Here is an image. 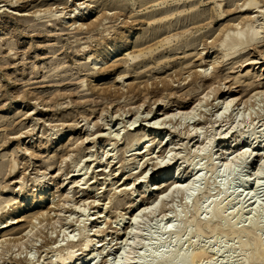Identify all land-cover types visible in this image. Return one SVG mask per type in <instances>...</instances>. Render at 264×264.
Here are the masks:
<instances>
[{"label":"rangeland","instance_id":"374dc122","mask_svg":"<svg viewBox=\"0 0 264 264\" xmlns=\"http://www.w3.org/2000/svg\"><path fill=\"white\" fill-rule=\"evenodd\" d=\"M11 1L12 0H10V3ZM244 1L246 2L247 0H221L222 8L220 10H223L225 13L219 17L217 14L222 13L219 10L220 7L217 8L220 4L219 0H13L12 4L8 3L9 0H0V223L2 224L5 223V221L10 222L12 220L7 218L9 212H13V209L19 207L28 193L33 192L34 197L36 196L35 193L41 186L40 179L46 182L48 181L50 191L54 192L55 201L61 197H66L69 193V197L66 198V202H64L69 203L67 204L68 207L64 204L58 208L61 211H59V213H62L60 215L61 218L63 215L64 217L66 215V218L63 217L64 221L58 222V216L55 215L57 210L53 212L54 209L50 205L53 201V195L50 197V192H48L43 200L39 201L37 197L32 198L23 207L21 206L18 212L12 213L13 218H20L21 221L7 228H2L0 224L2 228H0V240H2V243L0 242V247L3 249L0 248V252H2L0 254V259L2 260H0V264H49L52 260H57L58 257L62 259L66 258L71 251L75 253L76 257H82V255L85 254V248L82 246L81 242H87L89 238L95 239L93 242L96 243V245L94 246L95 252H93V254L95 256L99 254L97 256L98 258L96 257L92 264H119L120 262L117 258V261H115L114 254H108V250L115 252L117 255L116 257L119 258L120 253L118 252L122 250L121 244L123 245L122 241H124L127 235L125 230H129L132 224L130 221L132 219L131 215L134 216L137 210L143 206H145L143 207V209H145L150 202L154 201L156 197L159 196V193H163V191L166 190L165 188H168L175 182L174 179L169 177L167 181L161 184L162 186L158 190L149 189L144 196L141 194V190L151 183V177L153 176L156 162L159 163L161 160V162H163L162 164H164V162H167L168 158L171 157V147H175L173 151L174 153L176 152L175 154L172 152L174 155H172L173 159L170 164L171 173L173 174V172L179 169V172L181 171V174H183L185 178L190 179L194 174L200 172L201 174L198 173V175L200 177L202 176V179L199 180L201 185L198 181L196 186H199L201 190L196 194L197 197L195 196L194 199H192L193 197L190 198V201L185 192L184 195L183 192H177V194H174L173 197L168 198L164 202L165 204L161 209L159 207L152 215H147V219L145 218L138 228V231H140L139 239H142L139 240L141 244L139 243L133 249L131 256L137 258L136 256H138L141 250L144 252L147 249L149 252L151 250L150 247L155 245L158 238L164 239L167 244H173L175 232L172 231L169 233L167 232L168 234L165 233V235H160L162 227L164 229L166 225H169L172 221V224H174L173 226L177 228V226H182L183 220L191 219L194 223L189 225L187 230L181 233V238L183 237L181 246L184 248L183 250L187 252H191L195 249L198 250V248L201 249V247H203L202 250L204 249L205 255L203 254V256L195 260L189 259L186 264L242 263L241 257L237 253L240 244L239 239L242 240L245 237L244 240H242L245 241V239L247 240V236L244 234L239 237V239H234L232 231L228 228V224L230 221L235 222L234 220H237L238 222H235L237 228L239 227V229L246 233L250 230V220L252 217L257 216L259 218V231L257 230V232H260L259 234L261 236L264 235V174L258 177L257 172H255L260 162V156L262 153L264 154V142L259 145L257 149L258 156L255 154L251 157V161L246 169L245 178L247 182L244 186L236 184L234 186L236 189L233 188L232 190L222 192L221 184L223 181H226L225 179L229 176L224 172V169L221 168L223 166H220L223 162L222 158L228 155V153H223L225 149L223 147L222 138L228 133L229 128L233 127L227 135L228 143L233 146V152L228 156H235L244 149L243 146L249 147L248 144L254 143L256 140L253 139V136H251L249 132H252L250 128L257 131L264 129V100H261L260 96H258V99L256 97V100L254 99L252 102L251 107L247 106V108L245 106V108L240 105L241 108L239 106L238 111L237 109L236 111L234 110L232 115L222 118L218 122L217 119L219 118L216 116L219 114L217 112L222 110L220 107L224 96L222 93H218L217 95L212 93V97L209 96V99L207 98L209 101L204 100L202 102V112H198L199 117L200 114H202L200 117L201 119H198L196 116L194 120L192 119V122L191 119H188L185 120V123L182 125H179L176 120L167 122L164 126H162L163 124H155V122L159 114L169 109L168 107L171 105L173 108H182L181 106L184 105L183 109H188L191 105L193 106V102L197 103L199 98L201 96L203 97V95L200 94L208 93L211 84H214L212 87H218L220 82H223L222 87H225V90L227 88H233L238 96L244 98L251 92H255L254 90L258 89L256 90L257 92L264 88V29H262V41L260 40L250 47L243 48V51L231 54V56L226 57L224 60L219 57H222L224 50L217 47L219 40L216 36L220 38L227 27L226 25L233 27L235 24L232 23H237V21L240 22L243 18L245 23L247 19L253 18L252 16L255 18V15L260 19L257 23L259 24V22H262L264 25V21H261L264 19V0H259V5L260 7L262 6L263 9L259 7L251 11H245V7L242 8L245 3ZM175 2L177 3V7ZM181 2L183 3L182 5ZM118 4H121V6L118 7ZM240 5H242V7ZM216 10H218L219 13ZM21 12H23L25 16H22L23 13L20 14ZM81 12L89 15L88 17L86 16L87 18L84 20H79L78 24L81 21L85 22L87 20L86 23L90 22V26H92L93 23L92 28L89 27L90 29H87L85 27L87 24H85V29L81 28V31L74 29L77 23H73L75 20L73 17H71L72 19H65L68 21V24H72L69 25L70 27L66 29L61 27L60 23L63 21V17L66 15H68L66 17H69L70 14H81ZM254 12L256 14H254ZM249 14H251L250 17H248ZM163 18L165 22L161 20ZM192 18L197 19V21L194 23L189 22ZM166 20L172 22L167 23ZM95 22L97 25H94ZM228 22H230V25ZM241 23L244 24L240 22L239 27L242 26ZM224 24L226 25L224 26ZM235 26L233 28L237 27ZM219 29L222 30L221 33L218 32L220 31ZM85 31H87V33ZM128 34L130 35L131 41L116 50V54L110 57L111 61L105 64L107 69L104 68L105 70L103 69L97 72V69L91 68L92 65L91 62L88 61V57L93 50L101 47L103 51L100 53L104 54L103 52L108 50L105 49V47L123 44V42H125V35ZM213 37L217 38L218 41L216 38L215 40L218 43L215 42ZM102 41L106 42L105 46H99ZM129 52H131L130 55H128ZM139 53H142L139 57L141 61L135 64L136 59H134L133 56ZM214 56L221 59L219 61H222V64L219 63L220 65H216L219 66L217 70L210 67L213 66L211 63L214 62L212 61ZM255 58L257 59L254 60ZM115 62L118 63L117 66L112 65ZM250 66H252L251 69L253 71L245 75L247 68ZM200 68H202L201 73L206 70V73H203L204 76L199 72ZM212 70H215L216 73ZM123 73H125L124 77H119L120 80L118 76H121ZM212 77L215 79H212ZM115 79H117V81ZM118 79L123 81L120 82ZM106 88L107 90L105 91ZM114 88L115 91H113ZM108 90L110 93H108ZM101 91H103V93ZM143 98L150 102V106H153V112H147V109L149 110L148 102L139 107L141 101H144ZM217 98L218 100L220 99L219 102L221 101L220 105H216V101L218 100L215 101L214 99ZM158 99H161L164 103L169 101L167 103L168 105L165 107L164 105H166V103H153ZM180 102H184V104L180 105ZM205 102H208L210 105ZM136 105L139 107L137 119L140 120L130 125L133 121H131V119L134 118L133 114L135 109L133 110V108L136 107ZM129 107L131 109L130 111L128 110ZM32 109L33 111L35 110L34 113ZM118 109H120L121 112L119 111L120 113L116 115L120 117H113L114 113H116L114 111ZM240 109L244 112L242 110L240 111ZM169 110L167 111L170 112L171 110ZM236 112H242V114L237 117L238 119L236 118L238 114H236ZM234 113L236 115H234ZM243 116H245V120L241 119ZM214 118H217L216 121ZM224 119L225 121H222ZM233 122L234 124H232ZM93 123L94 125H92ZM215 124H217V127H215ZM200 126L202 128H200ZM86 127L92 130L89 131L90 129L88 130ZM176 127L177 130L175 131L174 128ZM193 127L194 129L192 130ZM178 128L181 129L179 130ZM196 128H199V130L197 129L198 131H196ZM188 129L193 133L196 131L194 135H203L201 138L198 136L194 139H182L185 137L183 133L189 131ZM165 131L167 134H170V137L167 140H161L162 136L166 134ZM204 131L206 134H204ZM242 131L248 134L247 139L234 147L238 135ZM86 132H94L92 133L93 137L92 135L90 136L93 138V141H85L82 143L83 136L87 134ZM221 132L223 134H221ZM154 133H157L158 136L146 143L147 147H139L140 149L138 150L141 154L138 153L134 155L133 151L130 149L136 147L137 143L135 142H138L136 141L138 140V136L140 137L144 134L153 135ZM179 133L183 135H179ZM61 134H64V138L58 141V143L60 142L59 149H55L56 142L54 138H57L58 135ZM95 134H98V136L96 135L94 137ZM99 134H101L100 137ZM128 134H134V136H136L135 140L127 141L126 137ZM205 135H208L209 139L212 135L217 137L214 139L215 142L213 146L211 145V147H209L210 143H208V146L206 143L205 146L208 148L206 149L205 146L203 147L207 151L211 148L212 153L218 155V173H221V176H219L220 178L218 177L217 180H215V175L210 171L211 162L208 158L203 156L195 157L197 153L196 150L200 147L201 142H208V138H206ZM110 136L112 138H110ZM198 139H200L199 142L197 141ZM79 141H81V144ZM114 141H116V143ZM105 143H107V145ZM73 146L75 147L73 148ZM106 146H109V150ZM111 147H113L114 150ZM88 149L90 150L88 151ZM141 149L144 150L141 151ZM193 150L196 151V153ZM26 151L33 152V155L29 156ZM102 151H104V153ZM169 151L170 153H167ZM67 153H73V155L71 154L72 157H70L69 154L68 159L66 157ZM91 153L97 154V156L95 154L94 156L99 158L101 162H95L96 158L93 155L91 156ZM84 154L87 156L89 155V159L85 156L86 158L83 160ZM98 155H101L103 162ZM158 155L161 156L159 157ZM166 155H168L167 158L164 157ZM64 157H66L67 160ZM164 158L167 159V161ZM200 158H203L201 161L202 164L204 163L202 168L191 170L187 167L188 163L200 160ZM15 159L16 161H13ZM93 161L94 163H92ZM238 161H241V163ZM238 161H236V164L234 163L237 168L233 166L231 175H236V173L242 170L244 165L242 163L243 160ZM61 162L63 163L61 164ZM77 162L82 163H80L82 167L79 165L81 169L76 166L77 164L75 163ZM88 163H90V166ZM12 164H16L17 168L15 167L16 169L11 172L9 171V167L10 165L12 166ZM61 165L62 167H60ZM237 165L242 168H239ZM103 166L106 167V169ZM85 167L87 170H85ZM102 167L105 171H102ZM219 168L223 169V172ZM74 169L79 173L77 174ZM85 172H87L86 175H84ZM50 174H52V176ZM130 174L131 176H129ZM83 175L84 178H82ZM136 175L137 177L146 176L143 177V179L141 178L142 181L139 180L140 182L134 183L133 181L137 178ZM41 176L43 178H41ZM50 176L51 178H49ZM127 176L128 178H126ZM75 179L79 184H75ZM89 179H91L90 182ZM63 180L66 183L62 182ZM85 180H88V183H84L83 181ZM129 183H131V185ZM21 184L23 185V189L18 191V188H20L19 185ZM92 184L95 186L90 187ZM127 184L130 186L129 188ZM125 185L128 189H126ZM123 187H125V190H123ZM113 188H116L115 191ZM159 190H161V192H159ZM63 191L67 193L64 195ZM70 191H72V194ZM232 192L236 195H233ZM58 194L60 196H58ZM70 195H72V197ZM81 197L85 199L88 198L91 203L86 200V202H88L84 204L83 201L85 200ZM69 198L72 201L69 200ZM93 198L94 200L96 199L97 202H95L96 200L93 201ZM111 199L113 200L111 201ZM214 201H219L221 205L219 216L214 217V220L219 226L215 231L205 230L200 235H197L195 232V224L204 222L207 219L208 207L210 203ZM92 202L94 203L92 204ZM31 203L33 206H30ZM80 203L82 205H80ZM77 204L82 207L79 206V209H76L78 206ZM89 204H92V206ZM49 205L50 209L52 208V211H50V213L52 212V216L50 214V216H46L47 218H44V216V219L42 217H39L40 219L34 218V221H40L41 224L39 225H46V227H43V230H45L43 232L45 233L43 234L44 238H42L43 235L40 236L38 241L36 240L37 242L35 241L34 244H32L33 246L30 245V243L21 246H9L8 240L11 238L10 235H13L12 237L16 235L22 236L25 231H28L32 227V224H35L32 218L35 216L37 217L39 215L38 213L43 209L46 211L47 208V211H49ZM83 205H87V209L86 206L83 208ZM71 206L75 207L72 208ZM197 206H202V210H200L198 214H194V210ZM139 210L141 211L142 208ZM98 211L100 215L97 214ZM82 212H85L86 215ZM69 214H71V217L68 216ZM87 215H90L89 217H92V219L98 217V220L94 223L99 222L98 224L101 225L103 229V232L100 233L98 238L92 236L94 228L93 223L90 222L93 220L88 221ZM68 217L69 220H67ZM48 218H51V220ZM30 219H32V221ZM41 219H43V221ZM46 220L49 221L46 222ZM54 221L59 223H55V232L53 231L54 223H52ZM31 222L32 224H30ZM49 222L53 225L51 223L49 224ZM84 223H88V226L82 231V229H84ZM49 225H52V228ZM246 227L249 230L245 232V229H247ZM155 229L160 231H156ZM46 230L51 231L54 236L51 238V233ZM46 232L50 234L47 236ZM157 233H159L158 236ZM1 234H3L4 237L6 234L8 237L4 238ZM6 238L9 239L6 240ZM193 239H195V241L198 239L196 245L193 243ZM144 240L147 241L148 244ZM44 241L46 242L44 243ZM50 242L52 244H50ZM74 242L78 246L76 244L75 247L72 246L71 244ZM68 243H70L69 245L71 247L68 246ZM142 243H144L143 245H149V247L144 246L145 249L142 248ZM4 244L7 247H4ZM60 244H62V247ZM112 245H114V248ZM8 246L11 248L9 249ZM140 248L142 249L140 250ZM147 251L146 253L148 254ZM73 252L72 254H74ZM55 261L53 262L55 263ZM75 264H77V261ZM258 264H264V258H262Z\"/></svg>","mask_w":264,"mask_h":264},{"label":"bare ground","instance_id":"6f19581e","mask_svg":"<svg viewBox=\"0 0 264 264\" xmlns=\"http://www.w3.org/2000/svg\"><path fill=\"white\" fill-rule=\"evenodd\" d=\"M141 1V0H140ZM150 1V0H149ZM179 1V0H178ZM181 1V0H180ZM184 1V0H183ZM202 1H204V0H202ZM221 0H219V2H220ZM261 1V0H260ZM260 1L259 0H247L244 4H243V7H242V5H240L242 8H244V10L246 11V10H253V9H255V8H259L260 7ZM12 2H13V0L11 1V3H10V0H9V2L8 3H10V4H12ZM177 2V1H176ZM175 2V3H176ZM191 2V1H190ZM164 3V2H163ZM175 3H173V4H175ZM185 3V2H184ZM188 3H189V1H188ZM192 3V2H191ZM195 3V2H194ZM14 4H16V3H14ZM13 4V5H14ZM165 4V3H164ZM183 3L181 2V5H182ZM8 5V4H7ZM85 5V4H84ZM181 5H180V7H181ZM190 5V4H189ZM222 3L220 2V4L217 6V8H219V10L222 8ZM12 6V5H11ZM15 6V5H14ZM87 6V5H86ZM85 6V7H86ZM121 6V4H118V7H120ZM191 6V5H190ZM193 6V5H192ZM78 7V6H77ZM80 7V6H79ZM84 7V6H83ZM88 7V6H87ZM175 7V6H174ZM176 7H177V3H176ZM175 7V8H176ZM184 7V6H183ZM239 7V6H238ZM2 8V7H1ZM73 8H75V7H73ZM262 8V6L260 7V9ZM65 9V8H64ZM263 9V8H262ZM72 10V9H71ZM70 10V11H71ZM80 10V9H79ZM85 10V9H84ZM91 10H92V8H91ZM243 10V9H242ZM62 11V10H61ZM76 11V10H75ZM77 11H78V9H77ZM82 11V10H81ZM86 11V10H85ZM88 11V10H87ZM217 12H218V10H216ZM256 11V10H255ZM259 11V10H258ZM263 11V10H262ZM34 12H36V11H34ZM39 12V11H38ZM37 12V13H38ZM63 12V11H62ZM220 12H222V13H220V14H217V15H219V17L220 16H222V15H224V11L222 10H220ZM23 12H21L20 14H22ZM36 13V14H37ZM70 13V12H69ZM71 13H73V12H71ZM79 13H80V11H79ZM173 13V12H172ZM191 13V12H190ZM193 13V12H192ZM219 13V12H218ZM252 13V12H251ZM15 14V13H14ZM27 14V13H26ZM33 14V13H32ZM39 14V13H38ZM62 14V13H61ZM61 14H59V15H61ZM65 14V13H64ZM254 14H256L255 12H254ZM260 14V13H259ZM25 16V14L23 13L22 14V16ZM30 15V14H29ZM40 15V14H39ZM38 15V16H39ZM56 15V14H55ZM72 14H70V16L69 17H66V16H68V15H66L65 17H63L64 19H63V21L60 23V25H61V27H63V28H68V27H70L69 25H72V24H68V21H66L65 19L67 18V19H72L71 17H73L74 19V21H73V23H77V25L75 26V28L74 29H78V30H80L81 28L83 29H85V27L88 29L89 27H93V23H92V26H90V22L88 23H86V21L83 23L82 21L78 24V21L79 20H84L85 18H87L88 17V15L89 14H87V13H85V14H83V12H81V14H73L72 16H71ZM168 15H169V13H168ZM250 15L251 14H249V16L248 17H250ZM252 15H253V13H252ZM262 15H263V13H262ZM35 16V15H34ZM87 16V17H86ZM167 16V15H166ZM257 15H255V18H254V16H252L253 18H250V19H247L246 21H245V23H244V18H243V20L242 21H240V22H243L244 24H242V26H240L239 27V21H237V23L235 22V23H232V24H237L235 27L236 28H233V27H230V26H228V25H226V24H224V26L226 25L227 27H226V29L225 28H223V29H225V31L223 32V34L220 36V38L218 37V36H216L217 38H218V40H219V43L218 42H216V40H217V38H216V40H215V38L213 37V39L215 40V42L216 43H218L217 45V47H220L221 49H223L224 51H223V55H222V57L221 56H219L220 58H222L223 60L226 58V57H228V56H231V54H235L236 52L238 53V51H243V48H247L248 46L250 47V46H252V44H255L256 42H259L261 39H262V29H264L263 28V24H262V22L260 23L259 22V24L257 23L258 21H260V19H259V17H256ZM164 17V16H163ZM247 17V16H246ZM90 18V17H89ZM167 18V17H166ZM217 18V17H216ZM242 18V17H241ZM240 18V19H241ZM263 18V17H262ZM261 18V19H262ZM60 19V18H59ZM218 19H220V18H218ZM163 22H165V19L163 18V19H161ZM95 21V20H94ZM167 21V20H166ZM197 21V19H195V18H192L191 20H189V22H192V23H194V22H196ZM261 21H264V19H262ZM172 21H167V23H171ZM210 22H211V20H210ZM85 24H87L85 27H84V25ZM228 24L230 25V22H228ZM94 25H97L96 24V22H95V24ZM73 27H74V25H73ZM223 27V26H222ZM95 28V27H94ZM233 28V29H232ZM73 29V28H72ZM90 29V28H89ZM220 31H218V32H220L221 33V29H219ZM81 31V30H80ZM88 31V30H87ZM87 31H85L86 33H87ZM84 32V33H85ZM218 32H217V35H218ZM263 33H264V31H263ZM130 39V35L128 34V35H125V42H123V44H121V45H111V47L109 46V47H105V49H108L107 51H105V52H103L104 54H102V53H100L101 51H103V48H96L95 50H93L90 54H89V57H88V61H90L91 62V65H92V67L91 68H93V69H97V72H100V71H102L104 68H106L107 66H105V64H107L108 63V61H111L110 60V57H112L113 55H115L116 54V50H118L119 48H121V47H123L126 43H128V42H130L131 41V39ZM217 40V41H218ZM264 40V39H263ZM213 41V40H212ZM262 41V40H261ZM214 42V43H215ZM106 42H104V41H102V43L99 45V46H105L106 44H105ZM108 45V44H107ZM216 45V44H215ZM212 46H214V45H212ZM87 47V46H86ZM215 47V46H214ZM83 48H84V46H83ZM252 48V47H251ZM242 49V50H241ZM130 53L131 52H129V54L128 55H130ZM204 53V52H203ZM142 55V53H139V54H136L135 56H133V58L134 59H136V62H135V64H137V63H139L141 60H139V57ZM264 55V54H263ZM216 56V55H215ZM214 56V57H215ZM130 57V56H129ZM213 57V60L212 61H214V62H212L211 63V65H213V66H210L212 69H215V70H217V67H219V66H216V65H220L219 63H221L222 61H219V60H221V59H218V57H215L214 58ZM258 57V56H257ZM228 59V58H227ZM226 59V60H227ZM257 58H255L254 60H256ZM253 60V61H254ZM87 61V62H88ZM252 62V61H251ZM116 63V64H115ZM115 63H113L112 65L113 66H117V62H115ZM249 63V62H248ZM100 64V65H99ZM134 64V65H135ZM222 64V63H221ZM243 64V63H242ZM253 65H256V64H253ZM240 66H242V65H240ZM209 68V67H208ZM252 68V66H250V67H248L247 68V72L245 73V75L246 74H249V73H251L253 70L251 69ZM107 69V68H106ZM201 69L202 68H200V73H201ZM105 70V69H104ZM199 70V69H198ZM197 70V71H198ZM204 70H205V68H204ZM210 70V69H209ZM215 70H212V71H215ZM211 71V72H212ZM199 73V74H200ZM203 73H206V70L205 71H203L201 74H203ZM215 73H216V71H215ZM214 73V74H215ZM124 74L125 73H123L122 75L121 74H119V75H121V76H118V74H117V76H118V78L120 77V78H122V77H124ZM127 74V73H126ZM213 74V73H212ZM213 74V75H214ZM216 75V74H215ZM127 76V75H126ZM125 76V77H126ZM202 76V75H201ZM203 76H204V74H203ZM117 78V77H116ZM119 78V79H120ZM214 77H212V79H213ZM118 79V81H120ZM123 79H125V78H123ZM215 79V78H214ZM116 81H117V79H115ZM123 81V80H122ZM122 81H120V82H122ZM213 81V80H212ZM211 81V82H212ZM218 81V80H217ZM124 83V82H123ZM215 83V82H214ZM216 83H219V82H216ZM222 84H223V82L221 83L220 82V85H221V87H220V85H218V87H212V85H214V84H211L210 86H211V88L209 87V90H208V93H205V94H200V95H203V97L201 98H199V101L197 102V103H195V102H193L192 104H193V106L191 105V107L189 108L188 107V109H183L184 107V102H180V105H183V106H181L182 108H173L172 107V105L170 106V107H168L169 109H167V110H169L170 112H168L167 110L166 111H162L160 114H159V116L157 117V119H156V122H155V124L156 123H158V124H163L162 126H164V124L165 123H167V122H171L172 120H176V121H178V124L179 125H182L183 123H185L184 121L185 120H188V119H191V122H192V119L194 120V118H196V116L198 117V119L201 117V115L202 114H200V117L198 116V114L200 113V112H202L201 110V108L203 107V105H202V102L205 100V101H209V100H207V98L209 99V96H211V94L212 93H214V94H218V93H222V95L224 96V98H223V96H222V98H223V101L221 102V107L220 108H222V110L220 111V112H217V113H219L216 117L217 118H219V119H217V121L219 122V120H221L222 118H226V117H228L229 115H232L233 114V111L235 110L236 111V109H237V111H238V107L241 105V106H243V107H251L252 105V102L254 101V99L256 100V97H257V99H258V96H260V99L262 100H264V88H262V89H260L259 91H257L256 92V90H258V89H256V90H254L255 92H251V93H253V94H249V95H247V97H241V96H238L236 93H235V91L233 90V88H227L226 90L224 89L225 87H222ZM94 86H95V84H93ZM123 85H125V84H123ZM225 85V84H224ZM94 86H92V87H94ZM227 86V85H226ZM95 87H97V86H95ZM94 87V88H95ZM228 87H230V86H228ZM101 89V88H100ZM133 89V88H132ZM99 90V89H98ZM101 90H104V89H101ZM107 90V88L105 89V91ZM140 90V89H139ZM113 91H115V88L113 89ZM118 91H119V88H118ZM137 91V90H136ZM207 91V90H206ZM206 91H203V92H206ZM209 91H211V92H209ZM102 93H103V91H101ZM101 92H99V93H101ZM138 92V91H137ZM140 92H141V90H140ZM108 93H110L109 92V90H108ZM108 95V94H107ZM106 95V96H107ZM136 95V94H135ZM134 95V96H135ZM199 95V96H200ZM16 96V95H15ZM14 96V97H15ZM13 97V98H14ZM212 97V96H211ZM214 97V96H213ZM263 97V98H262ZM144 98H147V97H144ZM143 98V102L141 101V103L139 104L140 106L139 107H141V106H143L144 104H146L148 101H147V99H144ZM216 98V97H215ZM23 99V98H22ZM197 99V98H196ZM213 99V98H212ZM149 100V99H148ZM159 100V101H158ZM156 102H153V103H163V104H165L166 103V105H164L165 107L168 105L167 103L169 102V101H167V102H163V101H161V99H158ZM162 100H163V98H162ZM215 101L216 100H218V98L217 99H214ZM220 100V99H219ZM219 100L218 101H216L217 103H216V105H220V102H219ZM150 101V100H149ZM194 101V100H193ZM197 101V100H196ZM211 102V101H210ZM161 103V104H162ZM205 103H207L208 104V102H205ZM148 104H149V110L147 109V112L148 113H151V112H153V106H150V102H148ZM206 104V105H207ZM211 104H212V102H211ZM205 105V106H206ZM208 105H210V104H208ZM223 105V106H222ZM36 106V105H35ZM146 106V105H145ZM148 106V105H147ZM241 106H240V108H241ZM34 107V106H33ZM68 107V106H67ZM131 107V106H130ZM130 107H129V111L131 110L130 109ZM138 105H136V107H134L133 108V110L135 109V112H134V118L133 119H131L132 118V116H131V124L130 125H133V124H135L137 121H139L138 119H137V116H138V113H139V110H138ZM155 107V106H154ZM242 107V108H243ZM245 107V108H246ZM247 107V108H248ZM132 108V107H131ZM34 109V108H33ZM33 109H32V112L34 113V111H33ZM244 109V108H243ZM45 110V109H44ZM46 110H47V108H46ZM132 110V111H133ZM156 110V109H155ZM242 109H240V111H241ZM28 111V110H27ZM120 109H118V110H116V111H114V112H116V113H114V116L113 117H116L120 112ZM129 111H127V112H129ZM131 111V112H132ZM200 111V112H199ZM243 111V110H242ZM143 112V111H142ZM159 112V111H158ZM199 112V113H198ZM244 112V111H243ZM28 113V112H27ZM130 113V112H129ZM148 113H147V115H148ZM238 112H236V114H237ZM110 114V113H109ZM117 114V115H116ZM122 114V113H121ZM120 114V115H121ZM142 114V113H141ZM235 113H234V115H236ZM240 114H242V112L240 113H238L237 115H236V118L237 117H239L240 116ZM29 115H30V112H29ZM123 115V114H122ZM127 115V114H126ZM146 115V116H147ZM204 116V115H203ZM242 116V115H241ZM101 117V116H100ZM117 117H120V116H117ZM102 118V117H101ZM138 118H140V117H138ZM203 118V117H202ZM236 118H234V119H236ZM100 119V118H99ZM144 119H145V117H144ZM201 119V118H200ZM215 119V118H214ZM216 119H215V121H216ZM238 119V118H237ZM241 119H243V120H245V116H243V117H241ZM240 120V119H239ZM128 121V120H127ZM198 121V120H197ZM222 121H225V119L224 120H222ZM45 122V121H44ZM98 122V121H97ZM129 122V121H128ZM188 122H190V121H188ZM193 122H195V121H193ZM201 122V121H200ZM46 123V122H45ZM95 123V122H94ZM94 123L92 124V125H94ZM104 123V122H103ZM130 123V122H129ZM198 123H199V121H198ZM223 123V122H222ZM86 124V123H85ZM100 124V123H99ZM99 124H97V125H99ZM157 124V125H158ZM190 124V123H189ZM192 124H194V123H192ZM200 124V123H199ZM221 124V123H220ZM232 124H234V122L232 123ZM86 125H88V124H86ZM187 125H188V123H187ZM191 125V124H190ZM217 124H215V127H217L216 126ZM222 125V124H221ZM231 125V124H230ZM34 126V125H33ZM75 126V125H74ZM95 126H96V124H95ZM136 126V125H135ZM193 126V125H192ZM94 127V126H93ZM194 127H195V125H194ZM194 127L192 128V130L194 129ZM198 127V126H197ZM230 127V126H229ZM252 127H254V126H252ZM87 128V127H86ZM85 128V129H86ZM131 128V127H130ZM200 128H202L201 126H200ZM233 128V127H232ZM232 128H229V131H228V133L222 138L223 139V147H224V149H225V151H223V153L224 154H227L228 153V155H230L232 152H233V146L231 145V144H229L228 142V134H229V132L232 130ZM33 129V128H32ZM31 129V130H32ZM88 129V128H87ZM90 129V128H89ZM88 129V130H89ZM133 129V128H132ZM165 129V128H164ZM175 129V131L177 130V127L176 128H174ZM179 129V128H178ZM181 129V128H180ZM179 129V130H180ZM199 130V128H196V131H198ZM215 129H217V128H215ZM218 129H219V127H218ZM92 129H90L89 131H91ZM173 130V129H172ZM189 130V129H188ZM220 130V129H219ZM250 130H252V132H249L250 134H251V136H253V139H255L256 141L254 142V143H251V144H248V146L249 147H247V146H243L244 147V149L243 150H241V152L239 153V154H237V155H235V156H226L225 158H222L223 159V162L221 163V165L220 166H223V167H221V168H223L224 169V172H226L229 176L225 179L226 181H223L222 182V192H226V191H229V190H232L233 188H234V186L236 185V184H240L239 186H244V184L247 182V179L245 178V176H246V169L248 168V164L250 163V161H251V157L253 156V155H257V149H258V147H259V145H261L263 142H264V129H261L260 131L258 130H254L253 128L251 129L250 128ZM170 131V130H169ZM168 131V132H169ZM183 131V130H182ZM186 131V130H185ZM196 131H195V133H196ZM100 132V131H99ZM99 132H97V133H99ZM135 132V131H134ZM172 132V131H171ZM178 132V131H177ZM184 132V131H183ZM87 133V132H86ZM92 133H94V132H92ZM92 133H87L86 135H84L83 136V141H82V143L83 142H85V141H93V135H92ZM96 133V132H95ZM165 133H166V131H165ZM176 133V132H175ZM195 133H193L192 131H186V132H184L183 134H184V138H182V139H188V138H192V139H194L195 137H198L199 136V138H201V136L203 135V134H201V136L199 135V134H196V135H194ZM22 134V133H21ZM53 134V133H52ZM57 134V133H56ZM119 134V133H118ZM182 133L180 134L179 133V135H183ZM204 134H206L205 133V131H204ZM215 134H217V133H215ZM221 134H223L222 132H221ZM220 134V135H221ZM20 135V134H19ZM54 135V134H53ZM92 135V137H90ZM98 136V134H95L94 135V137L95 136ZM100 135L101 134H99V137H100ZM103 135V134H102ZM105 135V134H104ZM163 135V134H162ZM165 136H162V139L161 140H167L169 137H170V134L168 133H166V134H164ZM178 135V134H177ZM177 135H176V137H177ZM21 136V135H20ZM115 136V135H114ZM119 136V135H118ZM158 136V134L157 133H154L153 135L151 134V135H148V134H144V135H141L140 137L138 136V140H136V141H138V142H135V143H137L136 144V147L135 148H133V149H130L131 151H133V154L135 155V154H138V153H140V151L138 150V149H140L139 147H147V144L146 143H148L151 139H153V138H156ZM206 136V135H205ZM210 136V135H209ZM218 136V135H217ZM247 136H248V134H246L244 131H242V132H240V134L238 135V138H237V140H236V144L234 145V147H236V146H238L239 144H241L242 142H243V140H245V139H247ZM54 137V136H53ZM99 137H98V139H99ZM183 137V136H182ZM211 137V136H210ZM64 138V134H61V135H58V137L56 138H54V140H55V149H59V143H58V141H60V140H62ZM110 138H112L111 136H110ZM114 138V137H113ZM123 138V137H122ZM135 138H136V136H134V134H128L127 135V137H126V139H127V141H132L133 139L135 140ZM161 138V137H160ZM203 138V137H202ZM206 138H208L207 140H208V142L206 141H203V142H201V145H200V147L196 150L197 151V153H196V151H194L195 153H196V155H195V157H197V156H200V157H206V158H208V160L211 162V169H210V171L215 175V177H216V179L215 180H217L218 179V177L219 176H221V173L219 174L218 173V164H219V160H218V155L215 153H212V149L210 148V149H208V151L206 150L208 147V143H210L209 144V147H211V145L213 146V144H214V142H215V140L214 139H216L217 137L215 136V135H212V137L209 139V137H208V135L206 136ZM206 138H203V139H206ZM51 139V138H50ZM53 139V138H52ZM95 139V138H94ZM109 139V138H108ZM106 140H107V138H106ZM111 140V139H110ZM172 140V139H171ZM199 140L200 139H198L197 141L199 142ZM81 141H79L80 142V144H81ZM169 141V140H168ZM180 141V140H179ZM178 141V142H179ZM181 141H183V140H181ZM110 142H112V141H110ZM115 143H116V141H114ZM113 142V143H114ZM119 142V141H118ZM205 142V143H204ZM92 143V142H91ZM94 143V142H93ZM108 143V142H107ZM107 143H105L106 145H107ZM112 143V144H113ZM115 143H114V145H115ZM162 143V142H161ZM168 143V142H167ZM170 143V142H169ZM172 143V142H171ZM175 143V142H174ZM204 143V145L202 146V144ZM206 143H207V146H205L206 145ZM95 144V143H94ZM109 144V143H108ZM111 144V143H110ZM176 144V143H175ZM178 144V143H177ZM181 144V143H180ZM171 145V144H170ZM20 146V145H19ZM113 146V145H112ZM131 146V145H130ZM176 146H180V145H176ZM206 147V149L205 148H203V147ZM75 146H73V148H74ZM109 147V146H108ZM108 147L106 146V148L108 149ZM222 147V148H223ZM245 147H247V148H245ZM103 148V147H102ZM105 148V149H106ZM111 148H113V147H111ZM172 149L170 150L171 151V157L170 158H168V161H167V159H165V158H167V156L169 155H166V156H164L165 158V160L167 161V162H164V164H162L163 162H161V160L159 161L158 159V161H159V163H157L156 162V164H155V167L154 166H152V167H154V172H153V176L151 177V183L148 185V186H146L143 190H141V194H143V196L149 191V189H152V190H158L162 185V183L163 182H165V181H167L168 179H169V177L171 178V179H174L175 180V182L174 183H176V184H172L171 186H169L168 188H165L166 190L165 191H163V193L161 192V190H159V192H161V194L159 193V196L158 197H156V199L154 200V201H152V202H150V204H148V206L145 208V209H143V207H145V206H143V207H141L142 208V210L140 211L139 209H141V208H139L138 210H137V214L135 213V215L133 216V215H131V222H132V224H131V226H130V228H129V230L128 229H126L125 231L127 232H125L126 234V236H125V238H124V241H122L123 242V245L121 244V247H122V250L121 251H119L118 253H120V255H119V258L118 257H116L117 255H116V253L115 252H113L112 250H108V254L110 255H113L114 254V258H115V261H117V259H118V261L121 263V264H136V263H140V264H186L187 263V261L189 260V259H193V260H195L196 258H199V257H201V256H203V254L205 253V251H204V249L202 250V248L203 247H201V249H199L198 248V250L197 249H195V250H192L191 252H187V251H185V250H183L184 248H182V239H183V237L181 238V233L182 232H184L185 230H187V227L189 226V225H191L192 223H194V221L193 220H191V219H185V220H183L182 221V226H177V228L176 227H174L173 225L174 224H172L173 222L171 221L170 223H169V225L167 224L166 225V227L163 229V227H162V232L160 233V235L161 234H164L165 235V233H169V232H172V231H174L175 232V240H174V242H173V244H167V242L164 240V239H161V238H158L157 240H156V242H155V240H154V242H155V245L153 246V243H152V246L153 247H150V251L148 252L147 251V249L144 251V252H142V248H144V246H147V245H143L145 242L147 243V241H145L144 243H142V245H143V247L142 248H140V252H139V254H138V256H136L137 258H134V256H131V254H132V252H133V249L140 243L139 242V240L141 239H139V234H140V231H138V228L140 227V225H141V223L143 222V220H145V218H146V216L147 215H149V214H151L152 215V213L155 211V210H158V208L160 207V209L162 208V206H164V202L168 199V198H171V197H173L174 196V194H177V192H183V195H184V192L188 195V200L190 199V198H192V199H194V197L196 196V194H198V192L201 190V188L198 186H196V184H197V182L200 180V179H202L199 175H198V173L199 174H201L200 172H198L197 174H194L190 179H187V178H185V176H183V174H181V171L179 172V169L178 170H176V172H173V174L171 173V166H170V164H171V161H172V159H173V157H172V155H174L175 153H174V149H175V147L173 148V147H171ZM180 148V147H179ZM178 148V149H179ZM69 149H71V148H69ZM77 149H78V147H77ZM92 149V148H91ZM105 149H103V150H105ZM106 149V150H107ZM128 149V148H127ZM25 150H27V149H25ZM76 150V149H75ZM90 149H88V151H89ZM109 150V149H108ZM113 150H114V148H113ZM112 150V151H113ZM129 150V151H130ZM142 150H144V149H141V151ZM18 151V150H17ZM29 151V150H28ZM28 151H26V152H28ZM87 151V152H88ZM92 151V150H91ZM95 151V150H94ZM97 151V150H96ZM139 151V152H138ZM148 151V150H147ZM170 151L169 152H167V153H170ZM176 151H178V150H176ZM21 152V151H20ZM26 152H25V154H26ZM74 152V151H73ZM98 152V151H97ZM103 153H104V151H102ZM111 152V151H110ZM125 152V151H124ZM126 152H127V150H126ZM174 154H173V153ZM191 152V151H190ZM189 152V153H190ZM90 153V152H89ZM96 153V152H95ZM94 153V154H95ZM106 153V152H105ZM109 153V152H108ZM144 153H145V151H144ZM147 153V152H146ZM166 153V154H167ZM194 153V154H195ZM28 154H29V156H32L33 155V152H28ZM70 154V153H69ZM68 153L66 154L67 156V158L69 157L68 155H69ZM72 155H73V153H71ZM71 154H70V157H72L71 156ZM94 154H92L91 153V156L93 155L94 156ZM110 154V153H109ZM108 154V155H109ZM133 154H131V155H133ZM141 154V153H140ZM143 154V153H142ZM96 156H97V154H95ZM103 155V154H102ZM144 155V154H143ZM177 155V154H176ZM216 155V156H215ZM85 156H87V155H85L84 154V157L82 158L83 160H84V158H86ZM96 156H94L95 158H96ZM98 156H100L101 157V155H98ZM159 156V155H158ZM161 156V155H160ZM159 156V157H160ZM258 156V155H257ZM66 157H64V158H66ZM93 157V158H94ZM109 157H110V155H109ZM113 157V156H112ZM142 157V156H141ZM144 157H146V156H144ZM31 158V157H30ZM67 158H66V160H67ZM87 158L89 159V155L87 156ZM92 158V157H91ZM90 158V159H91ZM69 159V158H68ZM82 159H79V160H82ZM106 159V158H105ZM144 159V158H143ZM147 159V158H146ZM160 159V158H159ZM170 159V160H169ZM202 159L203 158H200V160H197V161H195V162H193V161H191L190 163H188V165H187V167L189 168V169H191V170H195V169H200V168H202V165L204 164H202ZM87 160V159H86ZM101 160H102V157H101ZM108 160H110V159H108ZM107 160V161H108ZM165 160H163V161H165ZM238 160H243V168L242 167H240L239 165H240V163H241V161H238ZM13 161H16V159L15 160H13ZM65 161V160H64ZM88 161V160H87ZM236 161H238V162H240L239 163V165H237L239 168H242V170L241 171H239V173H236V170L234 171L235 173H236V175H231L232 174V171H233V166L234 167H236L235 165H234V163L236 164ZM82 162V161H81ZM81 162H77V163H75V164H77L76 166H78V168H80V166L82 167V165H80V163ZM95 162H97V163H99V162H101L100 161V159L99 158H96V160H95ZM102 162H103V160H102ZM237 162V163H238ZM13 163V162H12ZM15 163H17V162H15ZM63 162H61V164H62ZM85 163V162H84ZM92 163H94V161L92 162ZM105 163V162H104ZM82 164V163H81ZM86 164V163H85ZM89 164V166H90V163H88ZM109 164H110V162H109ZM144 164H145V162H144ZM154 164V163H153ZM80 165V166H79ZM92 165V164H91ZM96 165V164H95ZM100 165V164H99ZM99 165H97V166H99ZM104 165V164H103ZM138 165H139V162H138ZM88 166V167H89ZM93 166H94V164H93ZM107 166V165H106ZM242 166V165H241ZM17 168V166H16V164H12V166L10 165V167H9V171H13L14 169H16ZM60 167H62V165L60 166ZM75 167V166H74ZM87 167V166H86ZM86 167H85V170H87L86 169ZM104 167V166H103ZM103 167H102V171L104 170L105 171V169H106V167H104L105 169H103ZM141 167V166H140ZM97 168V167H96ZM221 168H219V169H221ZM237 168V167H236ZM63 169V168H62ZM81 169V168H80ZM223 169H221L222 170V172H223ZM58 170H60V169H58ZM77 170V169H76ZM89 170H90V168H89ZM114 170V169H113ZM116 170H117V168H116ZM147 170V169H146ZM240 170V169H239ZM74 171H75V169H74ZM82 171V170H81ZM200 171V170H199ZM60 172V171H59ZM76 172V171H75ZM88 172V171H87ZM87 172H85V174L84 175H86V173ZM109 172V171H108ZM233 172V173H234ZM255 172H257V176L258 177H260V175L262 176L263 174H264V154L262 153L261 154V156H260V162H259V164L257 165V170L255 171ZM10 173V172H9ZM49 173V172H48ZM77 173V172H76ZM79 173V172H78ZM77 173V174H78ZM82 173V172H81ZM84 173V172H83ZM132 173V172H131ZM147 173V172H146ZM175 173V174H174ZM12 174V173H11ZM53 174V173H52ZM52 174H50L51 176H52ZM74 174V173H73ZM72 174V175H73ZM76 174V175H77ZM135 174V173H134ZM134 174H132V175H134ZM140 174V173H139ZM4 175H5V173H4ZM42 175V174H41ZM44 175V174H43ZM55 175H57V174H55ZM84 175H83V177L82 178H84ZM147 175H148V173H147ZM171 175V176H170ZM226 175V174H225ZM51 176L49 177V178H51ZM54 176V175H53ZM129 176H131V174L129 175ZM135 176V175H134ZM146 176V175H145ZM145 176H140V177H137V175H136V180L135 181H133L134 183H138V181L140 180V181H142L141 180V178L143 179V177H145ZM224 176V175H223ZM227 176V175H226ZM40 177V176H39ZM38 177V178H39ZM46 177V176H45ZM55 177V176H54ZM75 177V176H74ZM125 177V176H124ZM37 178V179H38ZM41 178H43L42 176H41ZM81 178V179H82ZM126 178H128V176L126 177ZM147 178V177H146ZM220 178V177H219ZM20 179V178H19ZM40 179V178H39ZM38 179V180H39ZM65 179V178H64ZM79 179V178H78ZM85 179H87V178H85ZM145 179V178H144ZM205 179V178H204ZM203 179V180H204ZM222 179V178H221ZM258 179V178H257ZM262 179V178H261ZM14 180H16V179H14ZM36 180V179H35ZM66 180V179H65ZM80 180V179H79ZM83 180V179H82ZM81 180V181H82ZM90 180L91 179H89V182H90ZM132 180H133V177H132ZM223 180V179H222ZM259 180V179H258ZM258 180H257V182H258ZM17 181H18V179H17ZM21 181V180H20ZM40 183H41V186H40V188H39V190L35 193V197H37L38 198V200L40 201V200H43L45 197H46V195L48 194V192H50V197H51V195H53L52 197V199H53V201H52V204H50L51 205V207L54 209L53 210V212L54 211H56L57 210V213L55 214V215H57V216H55V215H53V216H55V217H57V220H58V222H60V221H64V218H66V215H65V217H64V215H63V217L61 218L60 217V215L62 214H60L59 213V211H60V209H58V208H60V206H63L64 204H69L68 202L67 203H64V202H66L65 200H66V198H68L69 197V193L66 195V197L64 196L67 192H65V191H63L64 192V195H62V196H64L65 197V199H64V197H58V198H60V199H58L57 201H55L54 200V192H52V191H50V188L48 187V185H49V183H48V181L46 182V181H44V180H42V179H40ZM81 181H79V182H81ZM88 181V180H87ZM86 180L85 181H83L84 183L85 182H87ZM139 181V182H140ZM202 181V180H201ZM37 182V181H36ZM62 182H64V180L62 181ZM75 184L77 185V184H79L77 181H76V179H75ZM74 182H72V183H74ZM200 182V181H199ZM18 183H20V182H18ZM23 183V182H22ZM25 183V182H24ZM39 183V182H38ZM64 183H66V182H64ZM72 183H71V185H72ZM88 183V182H87ZM91 183H93V182H91ZM95 183V182H94ZM122 183H124V182H122ZM260 183V182H259ZM259 183H257V184H259ZM47 184V185H46ZM52 184V183H51ZM62 184V183H61ZM60 184V185H61ZM130 185H131V183H129ZM147 184V183H146ZM171 184V183H170ZM180 184V185H179ZM199 184V183H198ZM242 184V185H241ZM261 184V183H260ZM26 185V184H25ZM68 185V184H67ZM121 185V184H120ZM128 185V184H127ZM200 185H201V182H200ZM20 186V188H18V191H21L22 189H23V185L21 184V185H19ZM80 186V185H79ZM78 186V187H79ZM82 186V185H81ZM85 186V185H84ZM94 187L93 186V184L92 185H90V187ZM121 186H123V185H121ZM168 186V185H167ZM112 187H113V184H112ZM125 187H126V185H125ZM125 187H123V190H125L124 188ZM128 188L130 187L129 185L127 186ZM126 187V189H128ZM133 187V186H132ZM238 187V186H237ZM58 188V187H57ZM84 188V187H83ZM82 188V189H83ZM88 188H89V185H88ZM240 188V187H239ZM75 189H77V188H75ZM95 189V188H94ZM114 189V188H113ZM112 189V190H113ZM116 189V188H115ZM115 189H114V191H115ZM164 189V188H163ZM234 189H236V188H234ZM255 189V188H254ZM25 190V189H24ZM49 190V191H48ZM52 190V189H51ZM55 190V189H54ZM53 190V191H54ZM93 190V189H92ZM109 190V189H108ZM122 190V189H121ZM35 191V190H34ZM78 191H80V190H78ZM234 191V190H233ZM72 191H70V193H71ZM74 192V191H73ZM83 192V191H82ZM120 192V191H119ZM123 192V191H122ZM231 192V191H230ZM236 192V191H235ZM79 193V192H78ZM114 193V192H113ZM124 193V192H123ZM228 193V192H227ZM233 193V195H236V194H234V192H232ZM240 193V192H239ZM63 194V193H62ZM72 194V193H71ZM98 194V193H97ZM115 194V193H114ZM185 194V195H186ZM241 194V193H240ZM240 194H239V196H240ZM157 195V194H156ZM231 195V194H230ZM238 195V194H237ZM57 196V195H56ZM58 196H60L59 194H58ZM71 197H72V195H70ZM111 196V195H110ZM109 196V197H110ZM113 196V195H112ZM34 197V193L32 192V193H28L27 194V196L25 197V199H23V201L20 203V206L19 207H17V208H15V209H13V212H18L20 209H21V206L23 207L30 199H32V198H35ZM89 197V196H88ZM197 197V196H196ZM232 197V196H231ZM237 197V196H236ZM57 198V197H56ZM82 198V197H81ZM96 198V197H95ZM186 198H187V196H186ZM185 198V199H186ZM234 198V197H233ZM82 199H84L85 201H83V200H81V201H83V203L85 204V202H86V200H88V198L87 199H85V198H82ZM98 199V198H97ZM116 199V198H115ZM143 199V198H142ZM152 199V198H151ZM69 200H71L70 198H69ZM96 200V199H95ZM94 200V198H93V201H95ZM109 200H110V198H109ZM113 199H111V201H112ZM140 200V199H139ZM191 200V199H190ZM189 200V201H190ZM72 201V200H71ZM81 201H79V202H81ZM88 201H90V200H88ZM87 201V202H88ZM149 201V200H148ZM86 202V203H87ZM95 202H97V200L95 201ZM78 203V202H77ZM90 203H91V201H90ZM94 202H92V204H93ZM113 203V202H112ZM132 203V202H131ZM71 204V203H70ZM92 204L90 205V206H92ZM96 204H98V203H96ZM95 204V205H96ZM100 204V203H99ZM134 204V203H133ZM50 205H49V207H48V209H50ZM65 205V206H66ZM78 205V204H77ZM76 205V206H77ZM80 205H82L81 203H80ZM80 205H78L77 207H76V209H79L78 207L80 206ZM30 206H33L32 205V203L30 204ZM73 206V205H72ZM71 206V207H72ZM84 206V205H83ZM86 206V209H87V205H85ZM85 206L83 207V208H85ZM97 206V205H96ZM206 206V205H205ZM255 206V205H254ZM67 207H68V205H67ZM75 207V206H74ZM74 207H72V208H74ZM80 207H82V206H80ZM100 207V206H99ZM203 207H204V205H203ZM256 207H257V204H256ZM255 207V208H256ZM52 208L49 210V211H47V208H46V211H45V209H43L41 212H39L38 214V216L36 217H33L32 219H33V223L35 222V224H32V222L30 223V224H32V227L28 230V229H26V230H28V231H25V233H23L22 234V236H20V235H16V236H14V237H12L13 235H10L11 236V238L9 239V238H6V240H8V245L10 246H12L13 247V245H24V244H27V243H30V245H32V244H34V242L37 240L38 241V238H40V236H42L43 234H45V233H43L45 230H43L44 228L43 227H46V225H39V224H41L40 223V221H38V220H35L34 221V218L35 219H40L39 217H44V218H47L46 216L47 215H49L50 216V214L52 213H50V211H52ZM82 208V209H83ZM202 208V206H197V208H195V210H194V214H198L199 212H200V210H202L201 209ZM207 208V207H206ZM209 210L207 211V213H208V215H206L207 216V219L204 221V222H200V223H196L195 224V227H196V229H195V232L197 233V235H200L203 231H205V230H210V231H215L216 229H217V227L219 226V224L214 220V217H216V216H219V213H220V209H221V205H220V202L219 201H214L213 203H210V205H209ZM10 209V208H9ZM67 209V208H66ZM130 209V208H129ZM252 209V208H251ZM63 210H64V208H63ZM70 210V209H69ZM72 210V209H71ZM84 210V209H83ZM253 210V209H252ZM67 211H68V209H67ZM85 211V210H84ZM13 212H9V215H8V219H12L10 222H8V221H5V223H0L1 225H2V228H7V227H9V226H11V225H13V224H15V223H18L19 221H21V219L20 218H13V216H12V213ZM61 212V211H60ZM81 212V211H80ZM83 213V212H82ZM85 213V212H84ZM83 213V214H84ZM205 213V212H204ZM93 214H95V213H93ZM98 215H100L99 214V211H98V213H97ZM263 214H264V211H263ZM85 215H86V213H85ZM97 215V216H98ZM123 215V214H122ZM51 216H52V214H51ZM68 216H70L71 217V214H69ZM88 216V215H87ZM90 216V215H89ZM88 216V221H92V222H90V223H93V228H94V232H93V234H92V236H94V237H96V238H98L99 237V235H100V233H102L103 232V229L101 228V225H99L98 223L99 222H96V223H94L96 220H98V217H96V218H93L92 219V217H89ZM103 216V215H102ZM254 216V215H253ZM119 217H121V216H119ZM123 217V216H122ZM43 218V219H44ZM52 218V217H51ZM51 218H48L49 220H51ZM54 218V217H53ZM7 219V220H8ZM32 219H30L31 221H32ZM43 219H41L42 221H43ZM61 219H63V220H61ZM123 219V218H122ZM147 219V218H146ZM172 219V218H171ZM260 219H261V217H260ZM48 220V221H49ZM55 220H56V218H55ZM67 220H69V217L67 218ZM105 220V219H104ZM250 220V219H249ZM36 221H38V222H36ZM47 220H46V222H48ZM53 221V220H52ZM65 221H66V219H65ZM120 221V220H119ZM122 221V220H121ZM170 221V220H169ZM235 222L237 221V220H234ZM68 222V221H67ZM103 222V221H102ZM107 222V221H106ZM145 222V221H144ZM235 222H233V221H230L229 222V224H228V228H229V230H231L232 231V235H233V237H234V239L235 238H238L239 239V237H241L242 235H244L245 234V236H247L246 238H247V240L245 239V241H242V240H244V238L241 240V239H239L240 240V244H239V247H238V250H237V253H238V255L241 257V264H258V263H260V261H261V259L262 258H264V235H260L258 232H257V230H258V228H259V218L256 216V217H252V219L250 220V222H249V226H250V230L247 228V229H245V232H246V230L248 231V232H246V233H244V231L243 230H241V229H239V227L237 228V226H236V223ZM238 222V221H237ZM37 223V224H36ZM43 224L45 223V222H42ZM51 222H49V224H50ZM52 223H54V228H53V231H54V229H55V223H57L56 221H54V222H52ZM51 223V224H52ZM62 223V222H61ZM64 223V222H63ZM175 223V222H174ZM46 224V223H45ZM48 224V223H47ZM57 224H59V223H57ZM88 223H84L83 224V228L84 229H82V231L83 230H85V228H87V225ZM110 224H111V222H110ZM109 224V225H110ZM261 224H262V222H261ZM53 225V224H52ZM52 225H49L50 227L52 226ZM149 225V224H148ZM239 225V224H238ZM108 227V226H107ZM151 227V226H150ZM153 227H155V226H153ZM158 227V226H157ZM1 228V227H0ZM1 228V229H2ZM29 228V227H28ZM47 228H48V226H47ZM52 228V227H51ZM147 228V227H146ZM156 228V227H155ZM175 228V229H174ZM241 228V227H240ZM264 228V227H263ZM49 229V228H48ZM145 229V228H144ZM148 229H149V227H148ZM174 229V230H173ZM244 229V228H243ZM52 230V229H51ZM142 230V229H141ZM156 230V229H155ZM154 230V231H155ZM158 230V229H157ZM156 230V231H157ZM46 231H49V230H46ZM52 231V232H53ZM80 231H81V228H80ZM105 231V230H104ZM116 231V230H115ZM118 231V230H117ZM143 231V230H142ZM141 231V232H142ZM145 231V230H144ZM152 231V230H151ZM158 231H160V230H158ZM223 231V230H222ZM259 231V230H258ZM50 233H51V231H49ZM55 232V231H54ZM153 232V231H152ZM50 233H48L47 234V232H46V234H47V236L50 234ZM82 233H84V232H82ZM110 233V232H109ZM112 233H115V232H112ZM155 233V232H154ZM167 233V234H168ZM54 234V233H53ZM156 234V233H155ZM158 234L159 233H157V236H158ZM259 234V235H258ZM262 234V233H261ZM263 234H264V232H263ZM1 235H3V234H1ZM142 235V234H141ZM146 235V234H145ZM163 235V236H164ZM17 236H19V237H17ZM52 236H54V235H52V233H51V238H52ZM1 237V236H0ZM3 237H4V235H3ZM3 237H2V239H3ZM5 237H8V236H6V234H5ZM4 237V238H5ZM56 237H57V235H56ZM69 237V236H68ZM88 237V236H87ZM112 237V236H111ZM118 237V236H117ZM162 237V236H161ZM42 238H44V235H43V237ZM46 238V237H45ZM72 238V237H71ZM71 238H70V240H71ZM85 238V237H84ZM144 238V237H143ZM69 239V238H68ZM87 239V238H86ZM112 239V238H111ZM111 239H109V240H111ZM144 239H146V238H144ZM4 240V239H3ZM42 240V239H41ZM45 240V239H44ZM67 240V239H66ZM69 240V241H70ZM85 240V239H84ZM142 240V239H141ZM151 240H152V238H151ZM194 241H193V243H195V245H196V243L198 242L197 240L198 239H196V241H195V239H193ZM2 240H0V242H1ZM36 241V242H37ZM69 241H67V242H69ZM73 241V240H72ZM93 241H95V239H90L89 238V240L86 242V241H84V243H82L81 242V244H82V246L85 248L84 249V252H85V254H83L82 255V257H76V255H75V253L73 252V251H71V253L66 257V258H59L58 256H56V257H58L57 258V260L56 259H54V260H52V262L53 261H55V263L53 262H50L51 264H72L73 262V264H75V262L77 261V264H92V262L95 260V258L99 255H94L93 254V252H95L94 250V246L96 245V243H94ZM112 241V240H111ZM5 242V241H4ZM46 241H44V243H45ZM48 242V241H47ZM57 242V241H56ZM98 242V241H97ZM171 242V241H170ZM2 243V242H1ZM71 243V242H70ZM70 243H68V246H70L69 244ZM117 243V242H116ZM145 243V244H146ZM50 244H52L51 242H50ZM54 244V243H53ZM67 244V243H66ZM74 244V245H73ZM75 242L74 243H72L71 245L72 246H74L75 247ZM141 244V243H140ZM148 244V243H147ZM183 244H184V242H183ZM218 244V243H217ZM7 245V244H6ZM45 245H48V244H45ZM55 245H56V243H55ZM61 245V247H62V244H60ZM59 245V246H60ZM77 245V244H76ZM79 245H80V243H79ZM116 245V244H115ZM151 245V244H150ZM0 246H1V244H0ZM2 246H3V244H2ZM9 246H8V248H9ZM33 246V245H32ZM58 246V245H57ZM67 246V245H66ZM68 246H67V248H68ZM78 246V245H77ZM103 246V245H102ZM114 245H112V247H113ZM140 246V245H139ZM138 246V247H139ZM204 246V245H203ZM4 247H7V246H5V244H4ZM71 247V246H70ZM80 247V246H79ZM101 247V246H100ZM147 247H149V245L147 246ZM184 247V246H183ZM216 247V246H215ZM1 248V247H0ZM11 248V247H10ZM9 248V249H10ZM58 248H60V247H58ZM66 248V247H65ZM114 248V247H113ZM2 249V248H1ZM5 249V248H4ZM70 249V248H69ZM83 249V248H82ZM112 249V248H111ZM116 249V248H115ZM145 249V248H144ZM219 249H221V248H219ZM3 250V249H2ZM1 250V251H2ZM68 250V249H67ZM80 250H81V248H80ZM62 251V250H61ZM70 251V250H69ZM104 251V250H103ZM110 251V252H109ZM146 251L148 252V254L146 253ZM204 251V252H203ZM68 252V251H67ZM72 252L74 253V254H72ZM83 252V253H84ZM2 252H0V254H1ZM68 254V253H67ZM96 254V253H95ZM205 255V254H204ZM78 256V255H77ZM80 256V255H79ZM2 257V256H1ZM98 258V257H97ZM117 258V259H116ZM15 259V258H14ZM62 259V260H61ZM133 259V260H132ZM135 259V260H134ZM1 260V259H0ZM132 260V261H131ZM2 261V260H1ZM16 261V260H15ZM118 262V263H119ZM1 263V262H0ZM49 263V264H50ZM116 263V262H115ZM119 263V264H120Z\"/></svg>","mask_w":264,"mask_h":264}]
</instances>
